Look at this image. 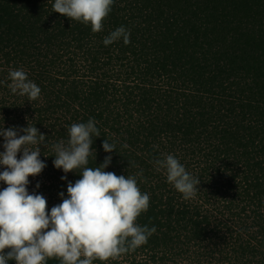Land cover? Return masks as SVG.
<instances>
[{"label": "trees", "instance_id": "16d2710c", "mask_svg": "<svg viewBox=\"0 0 264 264\" xmlns=\"http://www.w3.org/2000/svg\"><path fill=\"white\" fill-rule=\"evenodd\" d=\"M54 2L0 0V127L28 124L46 137V167L28 192L49 212L67 198L82 170L54 168L53 145L92 118L100 137L87 167L110 155L107 172L142 170L150 200L137 223L156 228L135 251L93 264H264V0H113L100 32ZM121 26L130 43L105 46ZM11 69L40 87L37 100L11 92ZM168 154L200 180L194 199L157 170Z\"/></svg>", "mask_w": 264, "mask_h": 264}, {"label": "clouds", "instance_id": "9594fccd", "mask_svg": "<svg viewBox=\"0 0 264 264\" xmlns=\"http://www.w3.org/2000/svg\"><path fill=\"white\" fill-rule=\"evenodd\" d=\"M112 5L113 0H55L52 7L55 13L90 24L93 32H100ZM121 39L125 45L130 43V30L123 26L112 31L103 44L108 46ZM9 78L13 94L27 96L31 101L40 96V87L28 79L23 69H11ZM68 135L66 143L62 140L53 145V166L65 174L81 169V178L67 184V198L61 192L62 202L49 212L46 198L27 190L29 177L39 175L46 167L39 159L45 135L28 124L23 128L0 127V167L4 169L0 182L6 185L0 190V264H45L51 258L61 264L116 260L146 244L156 232L154 226L137 223L141 213L148 210L150 200L149 194L138 187L142 170L126 177L107 172L110 155L99 166L87 167L88 158L95 153L91 147L93 136L100 137L92 118L87 123H73ZM115 147L107 139L102 143L105 153H112ZM155 165L158 171L166 170L167 182L183 199L196 197L200 180L187 172L177 158L168 154L155 160ZM61 179L65 180L66 175Z\"/></svg>", "mask_w": 264, "mask_h": 264}]
</instances>
